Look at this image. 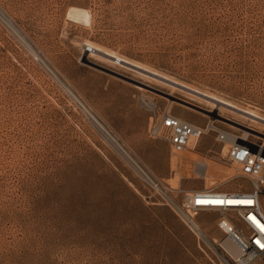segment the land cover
Masks as SVG:
<instances>
[{
    "label": "rangeland",
    "instance_id": "374dc122",
    "mask_svg": "<svg viewBox=\"0 0 264 264\" xmlns=\"http://www.w3.org/2000/svg\"><path fill=\"white\" fill-rule=\"evenodd\" d=\"M0 10L12 25L0 16V264L229 263L218 215L192 217L215 251L176 208L203 189H250L229 144L209 131L173 154L147 127L153 106L264 144V0H0Z\"/></svg>",
    "mask_w": 264,
    "mask_h": 264
},
{
    "label": "built area",
    "instance_id": "2783aa9c",
    "mask_svg": "<svg viewBox=\"0 0 264 264\" xmlns=\"http://www.w3.org/2000/svg\"><path fill=\"white\" fill-rule=\"evenodd\" d=\"M144 105L149 107L145 102ZM152 109L154 113L149 118L147 135L150 139L166 142L173 154L190 149L192 143L206 135L207 128L184 122L168 109L155 111L153 106ZM213 132L217 141L225 140L223 132ZM227 158L235 165L236 176L250 183V189L236 192L203 189L193 195L187 194L177 212L188 216L202 211L216 213L218 217L214 221L215 228L238 251L237 257L229 259V263L264 264V213L260 204V198L264 195V144L231 143ZM142 175L151 186L153 181L159 183L154 177L149 179L143 173ZM201 195H211L215 202L202 205ZM227 196L238 200H229ZM220 262L229 264L224 260Z\"/></svg>",
    "mask_w": 264,
    "mask_h": 264
},
{
    "label": "bare ground",
    "instance_id": "6f19581e",
    "mask_svg": "<svg viewBox=\"0 0 264 264\" xmlns=\"http://www.w3.org/2000/svg\"><path fill=\"white\" fill-rule=\"evenodd\" d=\"M79 12V11H78ZM77 13V12H76ZM0 16L7 22V23H9L10 25H11V23H10V21L8 20V18H6V16L4 15V13L0 10ZM79 16L83 19V20H89V14L87 13V12H80L79 13ZM79 18V17H78ZM4 21V22H5ZM12 26V25H11ZM19 34V33H18ZM19 36H20V34H19ZM23 36V35H22ZM21 39V38H20ZM22 40H24L23 38H22ZM27 41V40H26ZM25 40H24V42L26 43V45H28L29 46V44H27V42H26ZM88 45V44H87ZM92 45H89V48L90 49H92L93 47H91ZM86 47V46H85ZM95 48V47H94ZM93 50V49H92ZM96 51H98V52H100L98 49H95ZM35 55L39 58V59H41L42 61H43V64L49 69V71L54 75V72L52 71V69L47 65V63L37 54V53H35ZM105 55V54H104ZM67 91L78 101V102H80V100L77 98V96L67 87ZM80 104H81V106L86 110V112L95 120V122L105 131V132H107L108 134H109V132L107 131V129L105 128V126L99 121V119L95 116V114L94 113H92L86 106H84L81 102H80ZM221 104H224V105H226V106H228V107H230V108H232V109H235L236 110V108H233L232 106H230V105H228V103L226 104V103H221ZM169 110V109H168ZM240 111V110H239ZM242 112V111H241ZM244 113V112H243ZM247 114V113H246ZM247 115H249L250 117H252V118H257V116L256 115H254V114H252V113H248ZM179 118V117H178ZM181 120V119H180ZM183 121V120H182ZM184 122H187V121H184ZM264 122V121H263ZM187 123H189V122H187ZM191 124V123H190ZM193 125V124H192ZM196 126V125H195ZM205 128H207V132H206V134H208V132L209 131H215L216 129L215 128H212V127H208V124L205 126ZM221 132H223V131H221ZM225 135H226V138H225V142L226 143H228L229 145L231 144V143H237V144H246V143H244V141H242L241 139H237V138H235V137H230L226 132H223ZM111 136V135H110ZM112 137V136H111ZM113 138V137H112ZM202 138V137H201ZM200 138V139H201ZM199 139V140H200ZM113 140H114V138H113ZM198 140V141H199ZM198 141H196L195 143H197ZM193 144V143H192ZM191 146V145H190ZM131 158V157H130ZM131 160L133 161V159L131 158ZM134 162V161H133ZM135 163V162H134ZM143 169V168H142ZM141 173H143L144 175H146V177H148L149 179H152V176L149 174V173H147L144 169L143 170H140V169H138ZM175 177V176H174ZM174 177H172V179L173 180H175L174 179ZM154 182L155 181H153V183H152V187L154 188V189H156L155 188V186H154ZM156 183V182H155ZM156 185V184H155ZM160 188L158 187V190H159ZM161 191H162V189H161ZM163 194L165 195V193L163 192ZM189 195H193V194H189ZM166 196V198L170 201L171 200V198L169 197V196H167V195H165ZM200 202L202 203V205H206V204H209V203H214L215 201H213L214 199H213V196H211V195H201L200 196ZM227 198L229 199V200H238V199H235L234 197H232V196H227ZM165 199V198H164ZM209 199V200H208ZM166 200V199H165ZM167 201V200H166ZM170 203H172V201L170 202ZM176 208H179V207H176ZM183 217H184V220L187 222V224L189 225V227L196 233V235L199 237V238H201V239H203L204 241H205V243L209 246V247H211L212 249H215L216 248V244L214 243V242H212V241H210L205 235H204V233L201 231V229H200V227L197 225V223L195 222V220L192 218L193 216H188V215H182ZM221 240H223L222 242H220L219 244L220 245H222L225 249H226V251L233 257V258H236L237 257V253H238V251H237V249H235L234 247H233V245L229 242V241H227L226 239H224V238H222ZM231 244V245H230ZM215 251H216V249H215ZM237 252V253H236ZM235 254H237V255H235ZM224 256V255H223Z\"/></svg>",
    "mask_w": 264,
    "mask_h": 264
}]
</instances>
